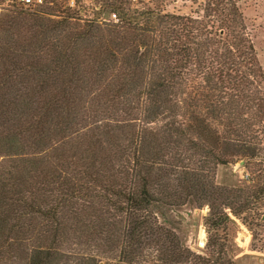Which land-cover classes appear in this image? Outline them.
Listing matches in <instances>:
<instances>
[{
    "label": "trees",
    "instance_id": "obj_1",
    "mask_svg": "<svg viewBox=\"0 0 264 264\" xmlns=\"http://www.w3.org/2000/svg\"><path fill=\"white\" fill-rule=\"evenodd\" d=\"M114 1L118 22L58 3L0 15V264H234L236 220L264 206V73L241 0L197 16ZM235 160L250 185L217 184ZM187 204L209 209L203 254L157 217Z\"/></svg>",
    "mask_w": 264,
    "mask_h": 264
},
{
    "label": "rangeland",
    "instance_id": "obj_2",
    "mask_svg": "<svg viewBox=\"0 0 264 264\" xmlns=\"http://www.w3.org/2000/svg\"><path fill=\"white\" fill-rule=\"evenodd\" d=\"M201 1L166 0L163 1L164 3L159 9L171 14L197 16V14L202 15ZM114 2V0H104L106 6ZM120 3L132 11H144L148 8L155 9L157 4L153 0H147L145 2L120 0ZM239 6L246 19L248 33L254 43L256 55L260 63L259 66L264 73V0H241ZM85 16L79 17L83 21H90L89 17L91 19L102 16L106 19L109 18L107 13L98 15L86 13ZM112 22H118V19ZM260 139L264 141L262 136ZM244 164V161L235 160L228 166L219 167L216 172L217 184L224 187L250 185L249 180L254 178L255 175L250 171L252 166L246 167ZM208 214L209 209L207 207L200 209L192 204H187L183 207L162 206L157 211L160 224L174 231L186 247L197 254H203L205 252L207 230L204 225V218ZM244 217H248L252 226L248 228L240 220H236L237 224L233 232V238L238 248L235 249L234 264H264V206L256 209V205H254V208L246 212ZM202 240H204V246H200Z\"/></svg>",
    "mask_w": 264,
    "mask_h": 264
},
{
    "label": "built area",
    "instance_id": "obj_3",
    "mask_svg": "<svg viewBox=\"0 0 264 264\" xmlns=\"http://www.w3.org/2000/svg\"><path fill=\"white\" fill-rule=\"evenodd\" d=\"M134 1L145 2L147 0ZM55 3L62 5L66 10L77 13L80 17H86V13L97 15L107 13L109 15L108 19L103 16L95 19L89 17L90 21L108 23L118 19L117 12L109 8L110 3L106 6L104 0H0V15L12 10L34 13L47 6H52Z\"/></svg>",
    "mask_w": 264,
    "mask_h": 264
},
{
    "label": "bare ground",
    "instance_id": "obj_4",
    "mask_svg": "<svg viewBox=\"0 0 264 264\" xmlns=\"http://www.w3.org/2000/svg\"><path fill=\"white\" fill-rule=\"evenodd\" d=\"M204 240L201 241L200 246H204Z\"/></svg>",
    "mask_w": 264,
    "mask_h": 264
}]
</instances>
